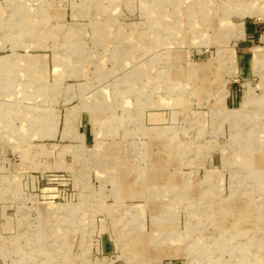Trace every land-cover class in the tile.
Wrapping results in <instances>:
<instances>
[{
  "label": "rangeland",
  "instance_id": "obj_1",
  "mask_svg": "<svg viewBox=\"0 0 264 264\" xmlns=\"http://www.w3.org/2000/svg\"><path fill=\"white\" fill-rule=\"evenodd\" d=\"M237 1L0 0V264H264V0Z\"/></svg>",
  "mask_w": 264,
  "mask_h": 264
},
{
  "label": "bare ground",
  "instance_id": "obj_2",
  "mask_svg": "<svg viewBox=\"0 0 264 264\" xmlns=\"http://www.w3.org/2000/svg\"><path fill=\"white\" fill-rule=\"evenodd\" d=\"M238 1H242V4L244 5V6H247L248 8L249 7H251V6H253V5H256L255 3H251V2H249L248 0H238ZM238 1L237 2H235L234 4H238ZM253 2L255 1V0H252ZM218 27V26H217ZM170 28V27H169ZM175 32V31H174ZM156 36V35H155ZM193 38V37H192ZM159 39V38H158ZM158 43H160V42H158ZM79 46V45H78ZM129 55V54H128ZM258 59L261 61L262 59H264V52H258ZM6 60L4 59V60H1L0 59V63H2V62H5ZM11 62H13L14 61V59H11L10 60ZM259 61V62H260ZM258 62V63H259ZM86 63V62H85ZM88 63V62H87ZM262 63V62H261ZM9 64H10V62H9ZM85 65V64H84ZM87 65V64H86ZM92 65V64H91ZM100 66V65H99ZM92 70V69H91ZM84 72V71H83ZM85 74V73H84ZM169 74H171V73H169ZM173 76V75H172ZM171 76V77H172ZM202 78V77H201ZM127 86V85H126ZM125 88V87H124ZM142 89V88H141ZM140 89V90H141ZM112 92V91H111ZM163 95V94H162ZM247 100L248 99H246V103H247ZM161 101V100H160ZM163 102V101H162ZM161 102V103H162ZM98 103V102H97ZM145 103V102H144ZM101 104V103H100ZM156 104V103H155ZM164 104V103H163ZM97 106V105H96ZM102 110V109H101ZM103 112V111H102ZM100 117V116H99ZM99 119V118H98ZM163 144V143H162ZM174 148V147H173ZM161 158V157H160ZM161 160V159H160ZM162 187V186H161ZM141 191V190H140ZM6 192V191H5ZM151 201V200H150ZM152 202H153V200H152ZM166 202V201H165ZM230 203V202H229ZM181 204V203H180ZM212 204V203H211ZM196 205V204H195ZM175 206V205H174ZM197 206V205H196ZM240 209V208H239ZM241 209H242V206H241ZM54 212H55V210H53ZM239 213V212H238ZM52 214V213H51ZM247 216V215H246ZM246 216H245V214H244V216H242V221L241 222H247V218H246ZM47 228V227H46ZM36 231V230H35ZM239 231H243V230H239ZM243 237V236H242ZM19 241V240H18ZM257 243V242H256ZM254 247L255 246H258V245H253ZM209 247V246H208ZM53 248V247H52ZM56 249V248H55ZM252 249V248H251ZM212 250V249H211ZM244 250H246L245 248H244ZM209 253V252H208ZM208 253L206 254L205 253V255L204 256H207L208 255ZM38 255V254H37ZM221 259V258H220ZM220 261V260H219Z\"/></svg>",
  "mask_w": 264,
  "mask_h": 264
}]
</instances>
